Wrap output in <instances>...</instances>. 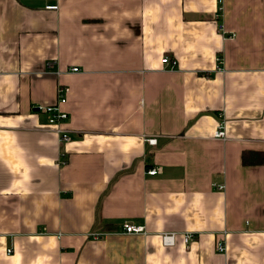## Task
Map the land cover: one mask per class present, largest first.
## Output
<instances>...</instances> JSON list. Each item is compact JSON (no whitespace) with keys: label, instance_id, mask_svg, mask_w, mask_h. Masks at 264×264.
Here are the masks:
<instances>
[{"label":"crops","instance_id":"1","mask_svg":"<svg viewBox=\"0 0 264 264\" xmlns=\"http://www.w3.org/2000/svg\"><path fill=\"white\" fill-rule=\"evenodd\" d=\"M260 154L264 0H0V264H264Z\"/></svg>","mask_w":264,"mask_h":264},{"label":"built area","instance_id":"2","mask_svg":"<svg viewBox=\"0 0 264 264\" xmlns=\"http://www.w3.org/2000/svg\"><path fill=\"white\" fill-rule=\"evenodd\" d=\"M161 63L164 65H172L174 66V60H170L167 57H164L161 60ZM71 72H78L77 68H72ZM69 93V88L66 86L59 85L56 89V103L51 106L41 107L39 111L46 114L48 116V125L54 127V132L59 136L60 142H68L70 140L68 131L63 128V125L68 120V114L63 110L62 106L67 102V96ZM214 138L225 140V131H224V123H220L215 132ZM149 145H156L155 138H146L145 140ZM160 172L157 168H151L146 170V175L153 177L158 175ZM222 187L219 188L221 190ZM123 234L127 235H139L144 234V230L142 227L132 226L129 224H124L122 226ZM104 234H90L93 239H98ZM183 245L185 248H189L195 236L192 233H184L182 234ZM162 245L164 247H174L176 245V234H164L161 236ZM216 250L219 254L225 253V245L223 242H217ZM10 253V251H8Z\"/></svg>","mask_w":264,"mask_h":264},{"label":"trees","instance_id":"3","mask_svg":"<svg viewBox=\"0 0 264 264\" xmlns=\"http://www.w3.org/2000/svg\"><path fill=\"white\" fill-rule=\"evenodd\" d=\"M255 156H258V154H254ZM245 154H244V156H243V163L245 164V163H248V161H247V159H245ZM258 161H260L259 162V164H262L263 162H264V156H263V154H260V157L257 159Z\"/></svg>","mask_w":264,"mask_h":264},{"label":"rangeland","instance_id":"4","mask_svg":"<svg viewBox=\"0 0 264 264\" xmlns=\"http://www.w3.org/2000/svg\"><path fill=\"white\" fill-rule=\"evenodd\" d=\"M63 86V85H62ZM68 97V96H67Z\"/></svg>","mask_w":264,"mask_h":264}]
</instances>
